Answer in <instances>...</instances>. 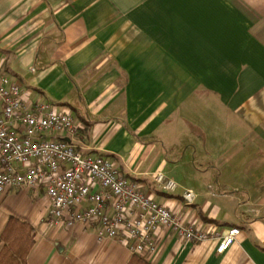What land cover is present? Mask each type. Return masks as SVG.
I'll return each mask as SVG.
<instances>
[{"label": "crops", "instance_id": "obj_1", "mask_svg": "<svg viewBox=\"0 0 264 264\" xmlns=\"http://www.w3.org/2000/svg\"><path fill=\"white\" fill-rule=\"evenodd\" d=\"M1 76L26 106L73 115L75 136L46 137L114 161L197 229L240 230L219 254L217 240L159 227L151 264H264V0H0ZM49 210L44 190L0 192V236L12 217L33 228L27 264L131 260L95 226L50 224Z\"/></svg>", "mask_w": 264, "mask_h": 264}, {"label": "built area", "instance_id": "obj_2", "mask_svg": "<svg viewBox=\"0 0 264 264\" xmlns=\"http://www.w3.org/2000/svg\"><path fill=\"white\" fill-rule=\"evenodd\" d=\"M0 98V192L44 190L50 200V224L95 226L99 240H118L132 254L141 255L155 252L154 232L159 227L193 243L217 240L219 254L235 243L238 228L222 237L197 229L143 193L139 183L114 161L84 154L72 142L46 137L75 136L77 126L71 113L58 112L49 103L26 106L21 87L5 76L0 77ZM154 180L168 192L177 187L163 173H157ZM183 197L191 203L195 194L187 191ZM129 208L135 211L133 218L127 215Z\"/></svg>", "mask_w": 264, "mask_h": 264}, {"label": "trees", "instance_id": "obj_3", "mask_svg": "<svg viewBox=\"0 0 264 264\" xmlns=\"http://www.w3.org/2000/svg\"><path fill=\"white\" fill-rule=\"evenodd\" d=\"M34 244L33 228L17 218H10L0 236V264H27ZM128 264H151L141 254H133Z\"/></svg>", "mask_w": 264, "mask_h": 264}]
</instances>
